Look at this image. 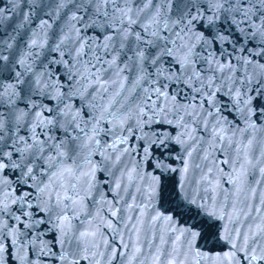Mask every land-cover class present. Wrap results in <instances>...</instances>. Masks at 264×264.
I'll return each mask as SVG.
<instances>
[{
    "label": "snow or ice",
    "instance_id": "obj_1",
    "mask_svg": "<svg viewBox=\"0 0 264 264\" xmlns=\"http://www.w3.org/2000/svg\"><path fill=\"white\" fill-rule=\"evenodd\" d=\"M0 264H264V0H0Z\"/></svg>",
    "mask_w": 264,
    "mask_h": 264
}]
</instances>
